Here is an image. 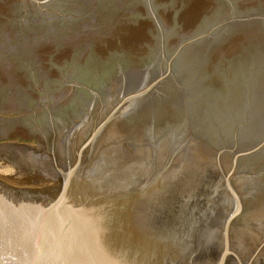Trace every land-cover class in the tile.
<instances>
[{"label": "rangeland", "instance_id": "rangeland-1", "mask_svg": "<svg viewBox=\"0 0 264 264\" xmlns=\"http://www.w3.org/2000/svg\"><path fill=\"white\" fill-rule=\"evenodd\" d=\"M110 112L122 168L176 164L161 201L225 197L216 151L262 142L221 155L231 222L260 223L264 0H0V185Z\"/></svg>", "mask_w": 264, "mask_h": 264}, {"label": "water", "instance_id": "water-1", "mask_svg": "<svg viewBox=\"0 0 264 264\" xmlns=\"http://www.w3.org/2000/svg\"><path fill=\"white\" fill-rule=\"evenodd\" d=\"M112 114L87 139L82 119L26 178L1 175L24 191L0 185V264H264V220L231 222L237 196L221 164L224 151L262 142L215 150L225 197L161 201L176 164L122 168Z\"/></svg>", "mask_w": 264, "mask_h": 264}, {"label": "bare ground", "instance_id": "bare-ground-1", "mask_svg": "<svg viewBox=\"0 0 264 264\" xmlns=\"http://www.w3.org/2000/svg\"><path fill=\"white\" fill-rule=\"evenodd\" d=\"M2 177V176H1ZM3 179V178H2ZM3 180H6V179H3ZM9 181V180H8ZM10 182H12V181H10ZM12 183H15V182H12Z\"/></svg>", "mask_w": 264, "mask_h": 264}]
</instances>
